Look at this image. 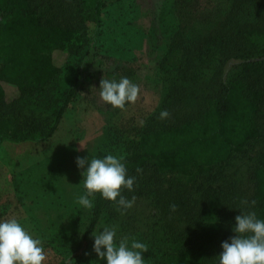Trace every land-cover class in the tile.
<instances>
[{
  "label": "rangeland",
  "instance_id": "rangeland-1",
  "mask_svg": "<svg viewBox=\"0 0 264 264\" xmlns=\"http://www.w3.org/2000/svg\"><path fill=\"white\" fill-rule=\"evenodd\" d=\"M51 1L53 9L45 7L43 11L80 27L83 41L98 53L96 72L85 81L53 136L19 141L8 138L1 143L0 219L20 220L42 240L47 253L44 264L62 260L69 264H107L93 249V233L87 247L75 253L93 209L81 206L76 199L86 191L84 169L78 167L77 157L107 153L124 156L136 134L153 117V122H158L185 111L190 114L215 97L226 75L239 62L227 60L238 47L231 41L244 25L264 16V4L257 5L264 0H101L97 18H89L88 10L83 13L80 1ZM254 41V51L263 52V39L255 37ZM188 46L194 50L198 46L201 51L192 57L193 77L187 83L190 94L183 108L177 101L167 100L164 60L169 56L172 65L179 66ZM80 57L77 54L66 63L39 102L29 98L21 104V118L33 117L45 126L53 122ZM56 60L62 64L65 55L57 54ZM123 76L138 83L140 93L134 103L115 108L102 100L99 86L103 78L119 80ZM16 95L14 87L8 86L7 98L12 100ZM164 109L169 116L161 118ZM263 150L264 142H256L247 153L234 157L222 168L221 181L213 186L246 203L255 192L252 172ZM193 195L198 197L197 185ZM159 210L151 199L135 196L133 207L127 211L118 207L106 211L95 232L105 225L116 226L117 242L128 237L129 241L134 238L146 243L148 250L142 253L145 264H156L165 248Z\"/></svg>",
  "mask_w": 264,
  "mask_h": 264
},
{
  "label": "trees",
  "instance_id": "trees-1",
  "mask_svg": "<svg viewBox=\"0 0 264 264\" xmlns=\"http://www.w3.org/2000/svg\"><path fill=\"white\" fill-rule=\"evenodd\" d=\"M74 1H80L83 13L89 11V18H97L103 6L101 0ZM261 2L257 5L264 4ZM45 7L53 9V2L0 0V145L8 138L19 141L53 136L85 81L96 72L98 53L83 41L80 27L46 15ZM258 17L231 41L238 47L227 60L239 62L226 75L216 96L190 114L185 111L158 122H153V117L123 156L128 174L136 180L133 189L122 188V194L147 197L160 209L165 248L156 264H218L222 241L236 235L235 217L241 211H254L264 219V150L252 172L255 192L246 203L213 186L221 181L222 168L234 157L247 153L256 142H264V48L257 53L253 45L255 37L264 41V16ZM188 47L179 66L172 65L169 56L164 60L167 100L177 101L183 108L190 94L187 83L193 77L192 57L201 51L198 46L195 50ZM59 53L65 55L62 64L56 60ZM77 54L81 57L73 82L53 122L45 126L33 117L21 118V104L29 98L39 102ZM8 86L17 91L12 100L7 98ZM115 207L119 208L95 193L92 218L76 254L87 247L89 235L104 213ZM58 264L69 263L62 260Z\"/></svg>",
  "mask_w": 264,
  "mask_h": 264
},
{
  "label": "clouds",
  "instance_id": "clouds-1",
  "mask_svg": "<svg viewBox=\"0 0 264 264\" xmlns=\"http://www.w3.org/2000/svg\"><path fill=\"white\" fill-rule=\"evenodd\" d=\"M99 89L102 100L115 108L134 103L140 93V85L127 76L119 80L103 78ZM168 116L167 109L160 112L161 118ZM77 165L84 169L82 182L86 189L76 197L81 206L92 208L98 192L116 203L122 212L133 207L135 196L127 198L122 188L132 190L136 177L128 174L122 155L78 156ZM235 221L233 231L236 235L222 241L218 264H264V219L254 211H241ZM101 229L93 232V249L101 260L106 259L107 264H145L142 253L148 250L146 243L134 238L129 241L128 237L117 242L116 226L105 225ZM46 259L42 240L24 223L16 218L0 219V264H44Z\"/></svg>",
  "mask_w": 264,
  "mask_h": 264
}]
</instances>
